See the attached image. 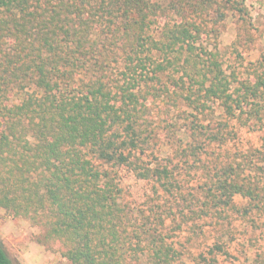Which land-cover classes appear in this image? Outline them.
I'll use <instances>...</instances> for the list:
<instances>
[{
  "label": "trees",
  "instance_id": "trees-1",
  "mask_svg": "<svg viewBox=\"0 0 264 264\" xmlns=\"http://www.w3.org/2000/svg\"><path fill=\"white\" fill-rule=\"evenodd\" d=\"M252 22L246 0H0V210L70 264H223L228 231L193 253L205 228L264 215V138L228 152L264 122Z\"/></svg>",
  "mask_w": 264,
  "mask_h": 264
},
{
  "label": "rangeland",
  "instance_id": "rangeland-1",
  "mask_svg": "<svg viewBox=\"0 0 264 264\" xmlns=\"http://www.w3.org/2000/svg\"><path fill=\"white\" fill-rule=\"evenodd\" d=\"M253 23L252 32L255 41L245 56L250 61L264 57V0H246ZM237 21L229 19L222 26L219 38L220 48L225 58H230L233 42L236 39ZM256 129V128H255ZM264 138L263 125L256 130L243 128L239 132L238 141L228 148L230 154H243L261 149ZM124 184L128 188L131 200L138 207H147L152 195V185L147 181H139L133 175L124 173ZM228 231L227 236L229 255L223 256V264H256L264 261V215L253 214L250 218H236L223 224L218 230L205 228L198 242L193 245V253L203 251L212 245L221 231ZM44 228L35 225L25 217L0 210V244L10 258L19 264H70L60 252V244L47 245L43 242ZM186 234L180 239L184 240Z\"/></svg>",
  "mask_w": 264,
  "mask_h": 264
}]
</instances>
